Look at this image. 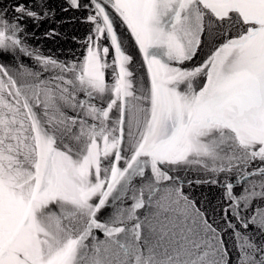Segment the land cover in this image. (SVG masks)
Wrapping results in <instances>:
<instances>
[{
    "label": "snow or ice",
    "instance_id": "1",
    "mask_svg": "<svg viewBox=\"0 0 264 264\" xmlns=\"http://www.w3.org/2000/svg\"><path fill=\"white\" fill-rule=\"evenodd\" d=\"M69 2L0 0V264H264V0Z\"/></svg>",
    "mask_w": 264,
    "mask_h": 264
},
{
    "label": "water",
    "instance_id": "2",
    "mask_svg": "<svg viewBox=\"0 0 264 264\" xmlns=\"http://www.w3.org/2000/svg\"><path fill=\"white\" fill-rule=\"evenodd\" d=\"M25 6L35 5L40 3V0H19ZM53 10L54 15L48 19L33 26L31 21H28L29 28L37 37L29 40L33 47H38L40 51L46 55L51 54L60 60H72L76 56H80L84 52V48L80 43L89 33L91 25L86 21V10L76 9L70 5L69 0H44ZM86 3L87 0H80ZM66 9V10H65ZM47 32H55L57 35L48 37ZM21 61L28 66L32 65V61L21 56ZM6 62L0 58V63ZM137 70L143 72V69L137 66ZM195 179V175L192 176ZM188 191V189H186ZM191 193L193 196L215 203L218 197V192L214 187L208 185L193 184Z\"/></svg>",
    "mask_w": 264,
    "mask_h": 264
}]
</instances>
